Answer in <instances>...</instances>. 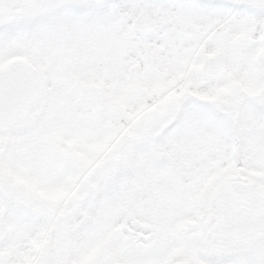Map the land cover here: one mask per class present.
Masks as SVG:
<instances>
[{
  "label": "snow or ice",
  "instance_id": "obj_1",
  "mask_svg": "<svg viewBox=\"0 0 264 264\" xmlns=\"http://www.w3.org/2000/svg\"><path fill=\"white\" fill-rule=\"evenodd\" d=\"M0 264H264V0H0Z\"/></svg>",
  "mask_w": 264,
  "mask_h": 264
}]
</instances>
